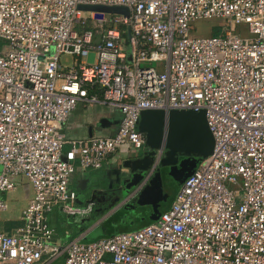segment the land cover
<instances>
[{
	"label": "built area",
	"instance_id": "obj_1",
	"mask_svg": "<svg viewBox=\"0 0 264 264\" xmlns=\"http://www.w3.org/2000/svg\"><path fill=\"white\" fill-rule=\"evenodd\" d=\"M214 19L245 24L251 38L225 26L190 36ZM79 105L117 107L115 134L68 139ZM153 109L204 111L212 153L156 222L89 242L55 238V211L81 213L74 172L142 148L140 113ZM20 176L33 195L22 225L0 232V264H264V0H0V214Z\"/></svg>",
	"mask_w": 264,
	"mask_h": 264
},
{
	"label": "water",
	"instance_id": "obj_2",
	"mask_svg": "<svg viewBox=\"0 0 264 264\" xmlns=\"http://www.w3.org/2000/svg\"><path fill=\"white\" fill-rule=\"evenodd\" d=\"M78 9L129 16L128 9L121 6L80 5ZM106 123L107 119L102 118L99 126ZM137 127L144 144L124 153L126 157L118 169L116 200L128 202L135 197L137 205L150 206L158 212L176 195L196 164L212 153L214 138L204 111L143 110Z\"/></svg>",
	"mask_w": 264,
	"mask_h": 264
},
{
	"label": "crops",
	"instance_id": "obj_3",
	"mask_svg": "<svg viewBox=\"0 0 264 264\" xmlns=\"http://www.w3.org/2000/svg\"><path fill=\"white\" fill-rule=\"evenodd\" d=\"M90 58H92V56H90ZM94 107L95 106H92V108ZM81 110L82 111H80V108L78 106L71 113L70 115L71 117L69 118V120H67L65 125V133H64L66 137H71L72 139H85L92 135H96V134L99 135V121L101 120V119L99 120V110L97 109L91 111H87L86 109H81ZM97 123H98V127H97ZM67 149L68 147L65 146L64 150ZM125 152L130 153L131 151L121 150L117 154V156L111 157L109 161L106 162V164L101 169L92 170V171L76 170L74 174L71 176L70 188L76 193L77 200L75 202V205L86 204L85 209L76 206L77 208L81 209V213L83 212L86 213L91 210H94L95 215H97L99 219V208L107 205L108 208L111 207L110 210L112 211V213H115L117 211L120 212L119 215H117V217L115 218L116 220L115 222L116 223L118 222L116 226L118 227L121 226L124 228V230H126L125 232H130L156 222L159 219L160 214L166 211L170 207L175 196L171 200H169L164 207L159 209L158 212L153 210L150 206L137 205V199H135V197L128 200V202H125L126 200L123 199H120V201L117 202L119 197L118 192L116 191L118 188L117 175H118V169L120 168L121 160L126 157ZM110 187L112 189H109ZM32 195L33 192L31 189L29 197H32ZM29 201L30 200H28L27 203L23 206V209L20 212L21 214L23 210L27 207ZM126 206L128 208V209L126 208L127 210L125 209ZM125 211H127V217H124L126 213ZM21 214H19L20 216L18 215L15 217L16 218L15 221H9V222L14 224L16 223L22 224V222L20 221ZM65 215L73 216L68 214ZM9 222L6 223L0 221V223H2L0 224V232L10 234L12 233V231H14V229L21 226V225L13 226V224L12 225L8 224ZM62 222H59V224H61L60 229L64 230V233L60 236L63 237L64 240V238L71 236L70 235L71 230L68 229L65 223L62 224ZM52 228L54 227L52 226ZM78 232H79L78 235H81L80 237L84 236L83 239L87 236L86 231L83 232L82 230H80Z\"/></svg>",
	"mask_w": 264,
	"mask_h": 264
},
{
	"label": "rangeland",
	"instance_id": "obj_4",
	"mask_svg": "<svg viewBox=\"0 0 264 264\" xmlns=\"http://www.w3.org/2000/svg\"><path fill=\"white\" fill-rule=\"evenodd\" d=\"M225 19H214L211 21H205V22H198L194 25H191V37H208L211 36L210 31L211 30H218L219 34L221 31V28H223L224 32L231 31L235 35H239L243 38H251V35L248 32V28L245 24H239V25H231L227 26ZM89 62H92V58L88 59ZM62 63L64 64L66 61H69V57L63 56L61 58ZM154 66V64H152ZM92 106H95L92 108ZM86 107V108H84ZM79 105L80 111L81 109H86L87 111L91 110H99V120L102 118L107 119L106 126L104 128L99 126V135H92V136H102V137H110L113 136L120 124L122 115L120 110L117 107L108 106V105H86V106ZM73 112V111H72ZM71 112V113H72ZM71 113L68 115L67 120L71 117ZM67 122V121H66ZM63 126V132L65 133V125ZM98 127V123H97ZM68 139H72L71 137H67ZM196 163V162H195ZM198 163L196 164L197 167ZM195 171V170H194ZM14 181L17 183L18 186L15 190L6 193L4 196V200L6 204L8 205L7 211L0 214V221L1 222H9V221H15V217L21 214V210L23 209V206L27 203L28 200H30L31 197L30 191L31 186L29 182L22 176L17 177L14 179ZM241 180L238 179V185L236 186H230L229 189L237 190L240 188ZM110 205V204H109ZM75 206L85 209L86 204H76ZM127 206L125 207V209ZM128 209V208H127ZM126 209V210H127ZM124 217H127V211H125ZM120 212L112 213L110 210V207L108 208L107 205L99 208V219L98 216L95 215L94 210H91L89 212H83L81 214L73 215V216H65V218H62L61 216L57 217V211H55L52 214V221L54 223L62 222L65 223L68 226V229L71 230V236L78 238L81 235L73 234L77 231L82 230L83 232H87V236L83 239L84 241H90L92 238H95L96 236L103 235L104 232L108 229V227L111 225V223L114 221L113 219L119 215ZM20 216V215H19ZM2 224V223H0ZM8 224L14 225H22L21 223H11ZM113 225V224H112ZM114 227V225H113ZM128 228V227H127ZM84 237V236H82Z\"/></svg>",
	"mask_w": 264,
	"mask_h": 264
},
{
	"label": "trees",
	"instance_id": "obj_5",
	"mask_svg": "<svg viewBox=\"0 0 264 264\" xmlns=\"http://www.w3.org/2000/svg\"><path fill=\"white\" fill-rule=\"evenodd\" d=\"M210 33H211V36H217V35H219V31L217 29L216 30H211ZM59 216H61L62 218H64L66 215L63 214V213H59L57 211V217H59ZM113 220L114 221L111 223V225L108 227V229L104 232L103 235H100V236L98 235L95 238H92L91 240H96V239H99V238H108V237H111V236H113V235H115L117 233H122V232H125L126 231V230H124L123 227L116 226L118 222L117 223L115 222L116 221L115 218ZM112 224L114 225V227H113ZM50 225H51V227L52 226L54 227L53 229L55 231V238L60 239L61 241H67V240H70L72 238H75V237L70 236V237L64 238V240H63V237L60 236V235H62L64 233V230L60 229L61 228V224H59V223H53L52 218H51L50 219ZM78 233L79 232L76 230V232L73 233V234H77L78 235Z\"/></svg>",
	"mask_w": 264,
	"mask_h": 264
},
{
	"label": "flooded vegetation",
	"instance_id": "obj_6",
	"mask_svg": "<svg viewBox=\"0 0 264 264\" xmlns=\"http://www.w3.org/2000/svg\"><path fill=\"white\" fill-rule=\"evenodd\" d=\"M104 199V198H103Z\"/></svg>",
	"mask_w": 264,
	"mask_h": 264
}]
</instances>
